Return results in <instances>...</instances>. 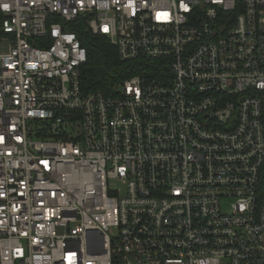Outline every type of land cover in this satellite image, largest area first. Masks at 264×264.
Masks as SVG:
<instances>
[{"label": "built area", "instance_id": "1", "mask_svg": "<svg viewBox=\"0 0 264 264\" xmlns=\"http://www.w3.org/2000/svg\"><path fill=\"white\" fill-rule=\"evenodd\" d=\"M0 264H264V0H0Z\"/></svg>", "mask_w": 264, "mask_h": 264}, {"label": "trees", "instance_id": "2", "mask_svg": "<svg viewBox=\"0 0 264 264\" xmlns=\"http://www.w3.org/2000/svg\"><path fill=\"white\" fill-rule=\"evenodd\" d=\"M75 32L88 52V63L84 67L83 83L87 90L100 91L107 96L113 94V87L128 74L139 73L134 64H122L116 48L106 37L94 35L83 17L67 27Z\"/></svg>", "mask_w": 264, "mask_h": 264}, {"label": "rangeland", "instance_id": "3", "mask_svg": "<svg viewBox=\"0 0 264 264\" xmlns=\"http://www.w3.org/2000/svg\"><path fill=\"white\" fill-rule=\"evenodd\" d=\"M115 187L118 188V189H120V194L121 195H124L125 190H124V188L120 184H116Z\"/></svg>", "mask_w": 264, "mask_h": 264}]
</instances>
